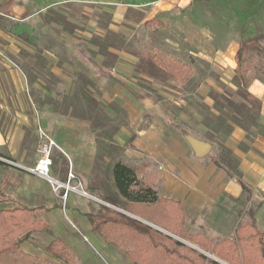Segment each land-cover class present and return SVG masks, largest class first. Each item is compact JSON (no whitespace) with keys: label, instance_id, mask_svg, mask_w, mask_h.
<instances>
[{"label":"crops","instance_id":"1","mask_svg":"<svg viewBox=\"0 0 264 264\" xmlns=\"http://www.w3.org/2000/svg\"><path fill=\"white\" fill-rule=\"evenodd\" d=\"M219 2L0 0V162L7 166L0 167V211L26 207L50 229L42 244L22 243L21 252L63 264L45 252L60 239L74 264H130L93 233L87 218L104 205V185L114 193L111 170L118 161L142 170L160 199L178 205L187 235L232 240L252 204L259 205L254 219L264 232V81L247 86L260 103V130L248 139L235 127L219 145L197 139L211 146L198 158L170 124L157 98L160 86L136 73L139 58L124 49L147 22L162 24L164 43L206 63L229 85L240 41L254 36L240 39L248 9ZM93 103L108 123L90 122ZM38 129L54 144L49 177L64 183L74 171L89 197L68 193L63 203L62 190L29 173L44 143ZM242 186L251 192L249 201Z\"/></svg>","mask_w":264,"mask_h":264},{"label":"trees","instance_id":"2","mask_svg":"<svg viewBox=\"0 0 264 264\" xmlns=\"http://www.w3.org/2000/svg\"><path fill=\"white\" fill-rule=\"evenodd\" d=\"M162 24L147 22L146 27ZM264 35L242 40L235 56L236 69L230 82L231 86H222V92H211L213 106L197 103L196 107L202 116L200 126L203 127L210 139H201L219 145L224 136L229 135L235 127L244 130L248 139L254 130H260L258 117L260 103L247 91L248 84L244 81L242 61L247 51L256 50ZM124 45V42L122 43ZM136 73L150 79L160 87L168 80L185 84L196 74L197 67H191L185 62L170 60L161 62L160 58L138 54ZM197 62V61H196ZM162 102L160 96L157 95ZM236 100H239L237 103ZM177 114L184 110L170 103ZM120 113V110H118ZM92 116L90 121L94 127L102 111L95 103L89 107ZM121 114L124 113L121 110ZM170 114V113H169ZM170 114V124L181 131L184 137L191 135L176 123V115ZM0 157L1 156L0 154ZM0 167H7L0 162ZM142 170L128 167L116 162L111 170L114 193L107 191L102 201L109 208L101 205L96 214H88L87 218L94 234L106 244L116 248L130 264H264V232L258 229L254 214L259 205H251L245 211L247 221L240 224L232 240L213 243L206 237L187 235L183 230V214L174 202L160 199L154 190L151 180L141 178ZM238 182L237 173L231 175ZM244 198L249 201L251 192L242 186ZM122 210L124 213L117 211ZM127 214V215H126ZM157 227L156 230L141 221ZM34 234L50 235L49 227L32 215V210L15 206L10 210L0 211V264H45L36 256H30L20 251V245L29 241ZM185 243L196 247L192 248ZM45 252L63 264H74L72 253L60 239H54L46 247Z\"/></svg>","mask_w":264,"mask_h":264},{"label":"rangeland","instance_id":"3","mask_svg":"<svg viewBox=\"0 0 264 264\" xmlns=\"http://www.w3.org/2000/svg\"><path fill=\"white\" fill-rule=\"evenodd\" d=\"M218 1H220L219 4H238V6L242 5L244 9H248L247 20H245L241 26L242 35L240 36V39L264 35V0ZM151 28L152 27H147L144 32H138L135 43L130 50L137 52L143 57L155 55L157 58H160L163 63H168L170 60H177L185 62L191 67H197L196 74L185 84L172 80L166 81L164 83V87H160L158 90V96L162 99L163 105L168 113L177 114V112L170 107V103H173L176 107L185 111V113L176 115V123L179 124L182 129L199 139H210L207 131L200 126L202 116L199 113V109L196 107V104L204 103L207 106L212 107L213 102L210 99V93L218 92L221 94L224 92L221 89L225 84L220 81L216 74L210 71L209 65L206 63L196 62L193 57H190L187 51H182L181 53L176 52L172 46L164 43V31H161V28H158L155 31H150ZM242 73L244 81L247 84L255 79L264 81V41L258 44L256 50L247 51L244 54L242 61ZM225 86L229 87L231 84L229 83V85ZM236 101L239 103V100ZM116 112L119 113L117 109ZM119 117L121 118L120 114ZM107 118L108 117L105 114L101 115V117L97 118L96 122L99 126H102L103 124L108 123ZM71 173L75 176L74 171ZM1 178L2 173L0 172V181ZM76 178L81 183V187L84 188L81 178ZM102 181L106 184L108 176L105 175L102 178ZM103 189L107 192L108 186L104 185ZM102 196L100 198H102ZM100 203L106 204L103 201ZM252 205L254 206L256 204ZM117 211H120L121 213L123 212L119 209H117ZM46 237L47 236L45 234H34L29 241L42 244ZM29 241H27V243Z\"/></svg>","mask_w":264,"mask_h":264},{"label":"built area","instance_id":"4","mask_svg":"<svg viewBox=\"0 0 264 264\" xmlns=\"http://www.w3.org/2000/svg\"><path fill=\"white\" fill-rule=\"evenodd\" d=\"M38 134L40 140L44 141V143L40 148V158L34 168L29 169V173L46 180L48 184L53 187L55 192L62 190L63 194L61 196V200L63 203H65L68 193H77L83 197H89L83 191L79 180L71 172L67 174L66 181L64 183L55 182L49 177L50 167L52 166L51 147L54 146V144L46 138L45 134L40 129H38Z\"/></svg>","mask_w":264,"mask_h":264},{"label":"water","instance_id":"5","mask_svg":"<svg viewBox=\"0 0 264 264\" xmlns=\"http://www.w3.org/2000/svg\"><path fill=\"white\" fill-rule=\"evenodd\" d=\"M186 140L189 143V145L191 146L195 156L198 158H202V157L206 156L211 149V146L209 144L202 142V141H199V140H197L191 136H186ZM105 206L111 207L107 204H105Z\"/></svg>","mask_w":264,"mask_h":264}]
</instances>
